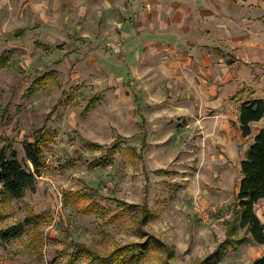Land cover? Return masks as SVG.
I'll use <instances>...</instances> for the list:
<instances>
[{"label":"rangeland","instance_id":"374dc122","mask_svg":"<svg viewBox=\"0 0 264 264\" xmlns=\"http://www.w3.org/2000/svg\"><path fill=\"white\" fill-rule=\"evenodd\" d=\"M149 1L0 0V56L8 59L0 69V148L7 144L32 170L25 143L44 125L51 132L34 188L0 201L1 229L34 222L18 238H0V264H69L77 253L72 264H96L116 246L151 236L163 245L132 264H253L264 256V244H238L245 229L227 235L240 210L243 142L217 119L215 101L224 98L237 128L242 100L264 99L263 3L236 6L230 25L238 41L204 45L216 50L194 68L181 42L153 54L133 44L144 31L161 37L160 16L169 20ZM175 15L168 29H183ZM222 54V66L238 57L237 67L226 66L235 75L223 74ZM202 69L199 79L218 86L216 94L198 86ZM44 75L48 83L30 92ZM261 125H252L246 144ZM92 201L105 213L85 212ZM255 209L264 223V198Z\"/></svg>","mask_w":264,"mask_h":264},{"label":"trees","instance_id":"16d2710c","mask_svg":"<svg viewBox=\"0 0 264 264\" xmlns=\"http://www.w3.org/2000/svg\"><path fill=\"white\" fill-rule=\"evenodd\" d=\"M24 32L20 30L14 36L20 38L24 35ZM7 62L8 59L6 57L0 56V69ZM49 80L50 77L48 75L36 78L30 87V92H37ZM263 117V98H254L241 103L239 108V123L242 135L249 136L252 133V123L259 121ZM50 138L51 132L44 125L36 131L33 142L25 143L27 158L33 164L32 170L20 162L15 151H9L7 144L0 148V193L3 195L0 197V201L6 202L12 201L14 198H21L28 189L34 188L36 175L45 166L43 148ZM91 145L99 147L98 144L91 143ZM240 167L242 177L236 195L237 206L240 210H237L236 219L231 222L230 227L227 229V235L232 236L233 233L238 232V228H242L247 232V236L238 240V244L251 242L264 244V223L258 217L255 209V205L259 200L264 198V127L255 135L252 143L246 150L245 157L240 162ZM76 195L81 198L84 197V194L81 193H77ZM83 209L85 212H92L97 209L100 213H105V208L93 201L89 202ZM36 217L37 219L39 218L38 216ZM33 223L30 218H27L24 222H16L8 228H0V238L3 240L18 238L23 233L24 225ZM151 240L154 242L152 243L153 245L151 244ZM158 243L160 244L161 242L157 237L151 236L144 242L133 241L118 245L102 256H98L93 250H90L88 247L84 248L81 244H77L76 246L78 250L82 249L88 254L95 253L98 256L96 264H132L142 258L146 252L155 248V245ZM95 254L92 256L95 257ZM213 255L217 258V249ZM77 256L78 253L73 256L69 264H72ZM253 264H264V256L255 260Z\"/></svg>","mask_w":264,"mask_h":264},{"label":"crops","instance_id":"0c3cea01","mask_svg":"<svg viewBox=\"0 0 264 264\" xmlns=\"http://www.w3.org/2000/svg\"><path fill=\"white\" fill-rule=\"evenodd\" d=\"M249 1L250 0H150L149 2H151L156 7V9L159 6V9H163L165 13H169V20L163 21L161 16L159 15L160 21L158 27L157 26L155 27L158 28L157 31L160 33L159 36L161 37L155 38L154 34L152 33L148 34L147 31H144L145 33H142V35H139L132 39L133 44H138L139 41L141 42V44L145 46L147 45L148 50L150 48L153 54V51L161 49L158 47H162L161 49L162 52L174 51L173 46L175 44L177 45L178 42H181L183 44L182 52L186 55V58L189 60V62H191L194 68L195 67L199 68L198 66L199 63L197 61L211 59L210 56L211 54L208 52V50L214 53L213 50H216V48L214 49V47H217L216 45L221 43L218 37L223 36L225 38H229L228 39L229 44L236 43L238 41V36L236 34L237 27L230 25L231 23L234 22L231 16V11L237 10L236 6L238 7L239 4L250 5ZM255 1L257 2V4L263 3L262 6H264V0H255ZM175 12L176 15L174 17L179 18L180 23L183 25V29H179L176 26L172 30H170L171 28L168 29L170 23H172L173 20V17L171 19V14H174ZM241 12L247 14L246 10H241ZM135 26L141 29L145 27V25L139 20L135 21ZM177 30H179V32ZM147 34L150 36H148ZM248 38H252V33L246 35V39ZM222 43L225 44L227 43V41L225 40ZM208 44L214 47H211V49L207 48V51L205 52L203 46ZM227 53L228 52H225V54ZM223 54L219 59V65L221 68L225 69L223 71L224 72L223 74H225L226 77H231L235 74L232 71H228L226 66L234 65L235 67H237L236 64L238 62L237 60L238 57H236L235 55H231L229 65L227 63H224V66H222V63L220 62L228 61L222 58ZM192 61L195 62L192 63ZM204 73L205 72L202 69L200 74L199 75L196 74L197 76H195L197 77L198 86L202 88L203 92H211L216 94L218 92V86L217 89L213 88L215 87V85H213V83H211L209 79L208 80L204 79L205 80L204 82H206L205 84L201 79H199L201 74L203 75ZM206 76L208 75L206 74ZM242 91H244V86L238 89L235 94ZM250 99L252 98H249L248 100ZM215 101H217V119H220L222 124L225 125L226 127L231 128V131L233 128L235 132L236 131L238 132L239 137L242 138L243 145L241 146V149L243 152V156L245 157V152L252 143L250 142L246 144V139L247 138L252 139L253 132L249 136H243L242 131L240 129V123L237 125V128H235L233 126V123H230V120H227L229 111L226 110L227 103L224 102V98L222 96H219L217 93V100ZM245 101L247 100H242L241 103ZM241 103L239 104V106L241 105ZM237 118L239 122V108H238ZM262 119H260L259 121H254L252 125L256 123H260ZM263 127L264 125H261L260 128L255 133V135ZM244 157H242L241 160Z\"/></svg>","mask_w":264,"mask_h":264}]
</instances>
